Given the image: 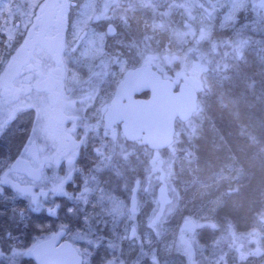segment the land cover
Instances as JSON below:
<instances>
[{"label":"rangeland","instance_id":"374dc122","mask_svg":"<svg viewBox=\"0 0 264 264\" xmlns=\"http://www.w3.org/2000/svg\"><path fill=\"white\" fill-rule=\"evenodd\" d=\"M45 1L0 0V77L18 52ZM71 2L65 28L68 50L62 57L66 79L72 81L69 83L88 80L92 70L103 66V71L95 76L100 81L93 88L94 94L107 99L128 68L152 63L167 77L195 81L201 90H207L210 101L200 104L195 113L197 115L178 123L176 141L171 146L150 150L131 144L135 154L132 158L124 157L125 165L121 166L118 175L128 176L132 169V175L144 179L140 174L146 173L152 176V192H161V186L165 184L172 202L169 205L167 233L136 231L134 240L119 246L117 263H263L264 258L259 255L258 248L263 249L264 242L249 243L248 239L259 238L264 229V103L236 88V84L243 83L234 82L231 87L225 81L214 82L213 76L203 70L206 64L202 60L204 57H198L188 66L182 65L191 60L185 42L170 31L162 46V27L158 22L147 21L139 34L133 28L130 17L146 6L145 0ZM128 3L132 5L129 7ZM260 8V2L250 0H188L180 2L173 11L172 19L186 23L202 22L207 35H212L215 30H231L233 36H243V41L247 40L244 44L246 55L260 65L264 64V47L254 31L260 32L263 25L255 15L249 19L250 12L255 14ZM111 23L117 29L115 34ZM109 31L115 38H110ZM129 32H134L130 38ZM204 48L208 50L206 45ZM208 51L213 56L208 55L209 58L221 60ZM256 72L262 78L258 86L264 91L263 70ZM240 75L237 72L233 77ZM214 142L216 144H212ZM223 147L225 150L221 151ZM127 151L132 150L121 144L120 152L125 155ZM145 152L147 155H144ZM210 155H220V159L215 164L212 160L208 162L205 158ZM205 164H210L207 170ZM108 184L112 186L109 198L115 202L112 204L117 208L116 214L122 218L132 214L130 197L134 183L129 178H121ZM121 190L128 192L124 198L117 195ZM153 197L155 201L152 200L145 213L147 221L151 220L148 214L157 210V195L153 194ZM184 218L193 219L195 228H184ZM59 226H65L63 220H58L57 228ZM226 229L230 233L226 238L227 249L223 251L217 240L221 239ZM84 238L87 239L85 235ZM159 238L164 240L161 242ZM207 239L211 240L212 246H207ZM90 244L81 243L88 253V261L91 260L90 254L97 252V247ZM251 248H254V256H240Z\"/></svg>","mask_w":264,"mask_h":264},{"label":"flooded vegetation","instance_id":"af4514ba","mask_svg":"<svg viewBox=\"0 0 264 264\" xmlns=\"http://www.w3.org/2000/svg\"><path fill=\"white\" fill-rule=\"evenodd\" d=\"M63 1L51 9L52 23L45 30L40 10L18 52L0 77V264H40L35 257L28 255V250L63 228L66 235L59 244L64 240L71 241L83 256L82 264H119V246L134 240L136 231L167 233L172 202L169 191L167 194L152 192V176L146 173L140 174L144 179L132 175V169L128 176L118 175L121 166L125 165L124 157L132 158L135 154L131 144L138 142L149 148L142 140H129L121 123L114 121L109 125L106 119L118 85L130 68L107 99L94 94L93 88L99 80L95 76H99L103 66L92 70L88 80L69 83L72 81L66 79L62 57L68 50L65 33L68 9L71 1L77 0ZM250 2L261 3L260 10L255 14L250 12L249 19L255 15L263 25L260 32H254L264 47V0ZM112 29L115 34L114 24ZM42 30L48 39L56 38L59 46L51 49L35 42ZM229 32L232 34L231 30ZM108 34L110 38L114 36L110 31ZM244 42L246 44L247 40ZM248 57L246 55V59ZM233 63L236 69L243 65V62ZM259 64L256 63L263 70V76L264 64ZM136 96L146 97L148 92ZM121 144L132 151L124 155L120 152ZM121 178H129L134 183L130 197L132 214L123 218L116 214L117 208L112 204L115 202L109 198L112 186L108 184ZM127 194L126 190L117 193L123 198ZM153 194L157 195V210L154 213L151 208L148 214L151 220L147 221L145 213L152 200L155 201ZM58 220H63L65 226L57 228ZM183 227L192 230L194 220L184 218ZM229 231L224 230L221 239L217 240L223 251L227 249ZM252 239H248L249 243L264 242V229L259 238ZM82 242L97 247L96 254H90V261ZM207 242V246H212L210 239ZM253 249L240 256H254ZM258 250L264 258V248Z\"/></svg>","mask_w":264,"mask_h":264},{"label":"water","instance_id":"95a60500","mask_svg":"<svg viewBox=\"0 0 264 264\" xmlns=\"http://www.w3.org/2000/svg\"><path fill=\"white\" fill-rule=\"evenodd\" d=\"M58 2H44L41 15L44 30L51 25V9ZM35 42L51 49L59 46L57 39H48L43 30L35 37ZM176 88V80L165 77L151 63L129 69L118 85L107 122L109 125L114 121L121 123L128 139H141L152 149L167 148L175 141L177 121L189 120L199 107V93L191 79L183 80ZM146 91L148 96H136ZM161 191L165 193L167 188ZM65 235V229L57 231L50 239L29 249L28 255L40 264H82L83 256L71 241L59 244Z\"/></svg>","mask_w":264,"mask_h":264},{"label":"trees","instance_id":"16d2710c","mask_svg":"<svg viewBox=\"0 0 264 264\" xmlns=\"http://www.w3.org/2000/svg\"><path fill=\"white\" fill-rule=\"evenodd\" d=\"M180 1L181 0H177L176 2H144L146 6L138 10L135 15H132L130 17L131 24L134 23L133 28H135V30L139 34H141L142 25L148 24L147 21L153 20L154 22H158L159 26L162 27L160 36V44L162 46L165 45L167 33H169L170 31H173V33H175L178 37H182V40L185 42L186 49L189 51L188 55L191 60L181 63L182 65L188 66V63L196 62V59L198 57H204V59L202 60L205 61L206 64L203 67V70L213 76V80L215 79L214 82L219 83V81H225L231 87L234 82L243 83L244 85L236 84V88L238 90L241 89L244 93L248 95V97L257 98L258 100L264 103V91H262L261 87L258 86L260 85V80L262 78H260V76H258L256 72L259 70L261 73V70L259 69L260 66L257 67L256 61L253 62L250 59H246L245 53L242 56L245 44V42L243 43L242 39L244 37L239 34L233 36L229 32V30H215L212 35H207L208 32H204V23L202 24V22L198 23L195 20V22L192 21V23H186L182 22V20H173V11L180 5ZM134 3L138 4V2ZM129 5L130 4L128 3V6ZM129 34L130 36H128V38H130L131 35H134V32H129ZM114 36L111 39L115 38ZM205 45L208 50L219 56L221 60L219 58L218 60L217 58H209L208 55H210V53L204 48ZM156 48L158 50L161 49L160 47ZM180 53L182 54L183 52L181 51ZM234 61L236 63L243 62V65L240 67V69L239 67L238 69H236V66L233 63ZM241 70L244 72H241ZM237 72L241 73L242 75L236 78L233 77ZM207 94V90H201V104H208V102L210 103V101H208L209 96H207ZM237 95L239 96L243 94ZM212 144L216 143L214 142ZM136 145L140 144L136 143ZM139 147L144 148L142 145ZM223 149L224 147L221 148V151H223ZM219 156L210 155L206 157L205 160H207L208 162H211L212 160V162L215 164V162L217 163V160L220 159ZM209 165L210 164H205V170L209 168Z\"/></svg>","mask_w":264,"mask_h":264}]
</instances>
